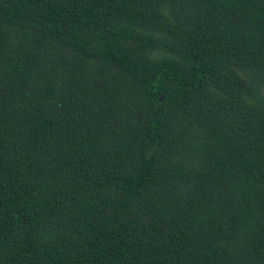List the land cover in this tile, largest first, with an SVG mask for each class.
Listing matches in <instances>:
<instances>
[{"label": "trees", "instance_id": "trees-1", "mask_svg": "<svg viewBox=\"0 0 264 264\" xmlns=\"http://www.w3.org/2000/svg\"><path fill=\"white\" fill-rule=\"evenodd\" d=\"M0 264H264V0H0Z\"/></svg>", "mask_w": 264, "mask_h": 264}]
</instances>
